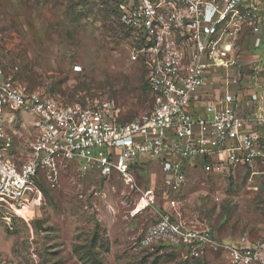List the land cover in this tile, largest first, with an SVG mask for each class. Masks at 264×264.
I'll list each match as a JSON object with an SVG mask.
<instances>
[{
	"label": "built area",
	"instance_id": "built-area-1",
	"mask_svg": "<svg viewBox=\"0 0 264 264\" xmlns=\"http://www.w3.org/2000/svg\"><path fill=\"white\" fill-rule=\"evenodd\" d=\"M108 1L141 63L152 107L123 122L106 99L65 104L22 88L18 67L0 59V204L40 206V185L53 187L60 165L71 161L85 173L117 175L131 188L136 167L151 159L172 191L199 164L219 173L244 169L264 179V132L253 129L264 128V78L263 90L253 82L264 72V1ZM244 29L257 51L250 64H241L238 54ZM244 82L250 88L241 90ZM207 84L217 85L219 96L205 98ZM20 113L34 118L36 134L17 155L8 128ZM153 196V190L143 191L131 215L150 207ZM160 244L189 260L221 255L228 264H264V242L224 241L209 226L186 225L171 213H163L139 241L140 249ZM0 264L10 263L0 257Z\"/></svg>",
	"mask_w": 264,
	"mask_h": 264
},
{
	"label": "rangeland",
	"instance_id": "rangeland-1",
	"mask_svg": "<svg viewBox=\"0 0 264 264\" xmlns=\"http://www.w3.org/2000/svg\"><path fill=\"white\" fill-rule=\"evenodd\" d=\"M112 9L108 0H0V59L18 67L25 90L65 104L106 99L121 121H131L153 102ZM33 121L20 113L9 125L17 155L35 137ZM134 174L131 188L117 175L102 178L74 161L62 163L55 185L43 184L40 206L0 204V257L10 264H228L221 255L184 259L169 244L140 249L141 237L163 213L186 225H207L224 241L264 242L260 175L199 164L172 191L155 159ZM149 189L150 207L132 216Z\"/></svg>",
	"mask_w": 264,
	"mask_h": 264
},
{
	"label": "crops",
	"instance_id": "crops-1",
	"mask_svg": "<svg viewBox=\"0 0 264 264\" xmlns=\"http://www.w3.org/2000/svg\"><path fill=\"white\" fill-rule=\"evenodd\" d=\"M264 1V0H261ZM263 32V36H264V30ZM262 48L264 49V39H263V43H262ZM238 54L241 57V64H250V63H254V58L257 54V51L254 49L253 47V38L249 32L248 29H244L241 33V35L239 36L238 39ZM239 62V63H240ZM255 65V64H254ZM264 78V72H261L259 74V76H255L253 78V82L256 84V87L259 88L260 90H263L262 88V80ZM242 87H247L250 88L248 86L247 82H244V86H241V90L244 89ZM203 93H204V97L205 98H214L219 96V87L217 85H209L207 84L204 89H203ZM251 113L254 111V108L256 107V103H252L251 105ZM251 113L249 112V116L251 115ZM249 116H247V118H249ZM252 128V127H251ZM259 128L260 131L264 132V128H262V126L258 125V127H253V129H257Z\"/></svg>",
	"mask_w": 264,
	"mask_h": 264
},
{
	"label": "water",
	"instance_id": "water-1",
	"mask_svg": "<svg viewBox=\"0 0 264 264\" xmlns=\"http://www.w3.org/2000/svg\"><path fill=\"white\" fill-rule=\"evenodd\" d=\"M35 226L38 230H41L42 229V225H41V221L40 220H36L35 221Z\"/></svg>",
	"mask_w": 264,
	"mask_h": 264
},
{
	"label": "trees",
	"instance_id": "trees-1",
	"mask_svg": "<svg viewBox=\"0 0 264 264\" xmlns=\"http://www.w3.org/2000/svg\"><path fill=\"white\" fill-rule=\"evenodd\" d=\"M112 11L115 13V9L113 8L112 9ZM122 29V28H121ZM122 31H123V33L126 35V33H125V31L122 29ZM127 36V35H126ZM144 86H145V84H144ZM145 88H146V86H145ZM146 90H147V88H146ZM40 187H41V189H43V185H40Z\"/></svg>",
	"mask_w": 264,
	"mask_h": 264
}]
</instances>
